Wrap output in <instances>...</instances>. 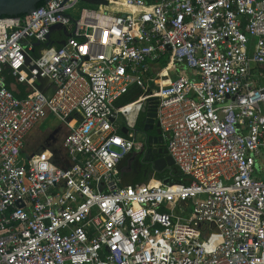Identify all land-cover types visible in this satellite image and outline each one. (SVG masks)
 Instances as JSON below:
<instances>
[{
	"label": "built area",
	"instance_id": "2783aa9c",
	"mask_svg": "<svg viewBox=\"0 0 264 264\" xmlns=\"http://www.w3.org/2000/svg\"><path fill=\"white\" fill-rule=\"evenodd\" d=\"M105 1L0 19V264H264V0ZM149 100L183 183L120 172ZM49 115L61 152L25 153Z\"/></svg>",
	"mask_w": 264,
	"mask_h": 264
},
{
	"label": "water",
	"instance_id": "95a60500",
	"mask_svg": "<svg viewBox=\"0 0 264 264\" xmlns=\"http://www.w3.org/2000/svg\"><path fill=\"white\" fill-rule=\"evenodd\" d=\"M52 0H0V19L7 18H19L24 15H28L40 8L41 6L47 4ZM83 3L95 5V6H105L107 2L105 0H81ZM44 2L43 5L38 7V3ZM54 31H59L62 34L63 39L57 41V45H63L65 43V37H69L70 34L61 24H55L50 27V34ZM50 34L48 39H50ZM37 45V44H36ZM42 82V81H41ZM38 89H41L40 85H37ZM155 111L156 104L154 100H149V104L145 110V119L144 126L142 128V133L147 134L151 130H155V136H145L146 137V146L149 149L146 152H138L139 155H143V160L145 162H150L151 173L161 172L165 168H170L173 166L172 159L167 155L166 149H152L153 145H162L163 138L161 136V131L158 128V124L155 123ZM126 129L121 128L120 133L126 134ZM43 151V148L38 152ZM159 155L160 157H154ZM151 176V174H149ZM163 185L172 186L167 180L162 181Z\"/></svg>",
	"mask_w": 264,
	"mask_h": 264
},
{
	"label": "trees",
	"instance_id": "16d2710c",
	"mask_svg": "<svg viewBox=\"0 0 264 264\" xmlns=\"http://www.w3.org/2000/svg\"><path fill=\"white\" fill-rule=\"evenodd\" d=\"M43 4H44V2L38 3V7L43 5ZM61 36H62V34L59 31L52 32L50 34V39L48 40V42L46 44L40 46V47L57 46V41L61 38ZM37 48H35V51L37 50ZM5 84L13 92L14 96L21 98L24 95L25 87L22 85L13 83L12 78H10V77L6 78ZM139 95H140L139 89H137L135 87H131V88H129V90L125 94H123L117 100L116 106L117 107H124L126 105H129L132 102H134L138 98ZM144 119H145V112H141L138 115L137 121H136L135 130L137 132L142 131V128L144 126ZM143 167H144V169L147 170L146 175H144L143 170H141L139 172L138 177H136V179L133 181V183H143L144 181H146V179L148 177L147 175L149 172H151V169L149 166H143ZM154 179L161 181V182L163 180H167L170 183H172L173 185L183 183L182 182V175H181L180 171L175 166H172L170 168H165L161 172H155L154 173Z\"/></svg>",
	"mask_w": 264,
	"mask_h": 264
},
{
	"label": "rangeland",
	"instance_id": "374dc122",
	"mask_svg": "<svg viewBox=\"0 0 264 264\" xmlns=\"http://www.w3.org/2000/svg\"><path fill=\"white\" fill-rule=\"evenodd\" d=\"M81 8H94L97 6L86 3H79L69 13L73 17H77ZM264 112V108L262 107ZM120 125L121 122L119 121ZM67 134L66 128L59 122V120L49 115L43 121H41L32 131L29 133L26 141L24 151L27 154L35 153L42 148H47L53 152H61V142L64 136ZM142 134L138 133L136 140L141 142L143 140Z\"/></svg>",
	"mask_w": 264,
	"mask_h": 264
},
{
	"label": "flooded vegetation",
	"instance_id": "af4514ba",
	"mask_svg": "<svg viewBox=\"0 0 264 264\" xmlns=\"http://www.w3.org/2000/svg\"><path fill=\"white\" fill-rule=\"evenodd\" d=\"M140 134H142L144 137L147 135V136H152V137H154L155 136V130L153 129V130H151V131H149V132H147V134L145 135V134H143L142 133V131H140L139 132ZM149 149V147L148 146H146V151ZM152 149H165V144H164V142H163V144L162 145H153L152 146ZM154 157H160L159 155H155ZM143 158H144V156L143 155H139V153H133V154H131L129 157H128V159H127V163H132L133 164V169H132V180L134 181L135 179H136V177H138V175H139V172L141 171V170H143V174L144 175H146V173H147V170L146 169H144V167L143 166H149L150 167V169H151V165H150V162H145L144 160H143ZM149 174V173H148ZM148 176V175H147Z\"/></svg>",
	"mask_w": 264,
	"mask_h": 264
},
{
	"label": "crops",
	"instance_id": "0c3cea01",
	"mask_svg": "<svg viewBox=\"0 0 264 264\" xmlns=\"http://www.w3.org/2000/svg\"><path fill=\"white\" fill-rule=\"evenodd\" d=\"M31 133V132H30ZM44 149V148H43ZM133 167V164L132 163H127V162H125L123 165H122V167L120 168V172L124 175V176H128V178H132V168Z\"/></svg>",
	"mask_w": 264,
	"mask_h": 264
}]
</instances>
